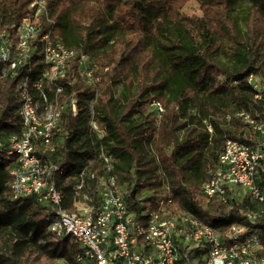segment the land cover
<instances>
[{"label": "trees", "instance_id": "1", "mask_svg": "<svg viewBox=\"0 0 264 264\" xmlns=\"http://www.w3.org/2000/svg\"><path fill=\"white\" fill-rule=\"evenodd\" d=\"M189 1L48 0L42 32L99 65L95 85L78 78L59 94L65 99L76 92L79 112L64 111L56 148L43 154L58 167L53 179L69 211L78 201L98 204V182L115 177L139 215L153 200L143 193L169 188L182 208L221 231L246 220L253 207L248 195L227 209L216 199L206 201L202 185L227 138L255 141L237 113L247 110L264 121V89L256 98L247 79L259 75L264 84V0H251L244 28L231 0H198L202 15L184 13ZM31 2L0 0V30L16 31ZM225 46L229 65L219 59ZM38 68L35 63L33 73ZM27 72L26 66L13 77L0 71V264H70L78 244L49 230L52 206L34 196L12 198L15 157L7 146L21 132L16 86ZM155 101L163 104L160 116L149 111ZM256 226L264 237V220Z\"/></svg>", "mask_w": 264, "mask_h": 264}, {"label": "built area", "instance_id": "2", "mask_svg": "<svg viewBox=\"0 0 264 264\" xmlns=\"http://www.w3.org/2000/svg\"><path fill=\"white\" fill-rule=\"evenodd\" d=\"M47 3L32 0L30 14L16 31L0 30L1 73L13 77L19 67L28 69L16 86L21 132L12 135L7 146L8 154L15 157L10 167L12 198L34 196L52 206L55 217L49 230L71 236L78 244L70 264H264V237L256 226L264 220V121L247 110L237 116L254 131V143L227 138L217 167L202 185L206 201L216 199L227 209L236 197L248 195L253 207L246 211L244 222L221 231L182 208L169 188L145 193L153 200L139 215L129 208L126 190L115 177L98 182V204L78 201L74 211L63 206V192L53 179L58 167L43 154L55 150L63 113L68 109L76 116L79 98L76 92L65 99L59 94L78 78L95 85L100 77L91 55L42 32ZM35 63L39 68L33 73ZM247 79L257 89L256 98H261L262 78L251 74ZM153 107L160 116L163 104L155 101ZM91 123L98 128L96 121ZM207 129L213 132L211 124Z\"/></svg>", "mask_w": 264, "mask_h": 264}, {"label": "rangeland", "instance_id": "3", "mask_svg": "<svg viewBox=\"0 0 264 264\" xmlns=\"http://www.w3.org/2000/svg\"><path fill=\"white\" fill-rule=\"evenodd\" d=\"M251 4V0H231V6H232V14L237 16L239 19V22L241 26L244 28L245 27V16L247 14L249 5ZM184 13L188 15H202L203 11L201 9L200 2L198 0H191L189 1L183 8ZM228 44V43H227ZM219 59L222 61V63L229 65L230 64V53L225 46L223 50L219 54ZM117 90L118 92L122 90V83H119L117 85ZM149 111H155V109L152 106H149ZM183 134V130L180 131V136ZM5 140V139H4ZM145 194V193H143ZM72 241L73 238H72Z\"/></svg>", "mask_w": 264, "mask_h": 264}]
</instances>
